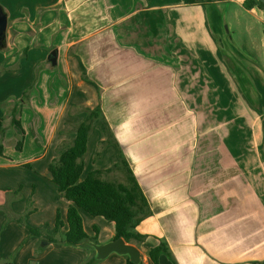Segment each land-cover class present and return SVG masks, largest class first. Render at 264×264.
Masks as SVG:
<instances>
[{"label":"crops","instance_id":"crops-1","mask_svg":"<svg viewBox=\"0 0 264 264\" xmlns=\"http://www.w3.org/2000/svg\"><path fill=\"white\" fill-rule=\"evenodd\" d=\"M244 2L0 0L8 16L0 50V264H86L97 255L94 244L114 241L113 223L80 210L92 241L63 242L70 203L49 171L71 147L84 110L97 108L104 118L94 123L82 179L117 164L116 148H101L112 133L153 213L137 228L147 240L131 244L140 264H154L157 239L177 264H264V110L248 115L239 106L242 81L257 83L254 105L264 100V11ZM234 80L241 94L227 82L218 91L219 81ZM204 113L226 128L206 149L198 143ZM236 119L242 132L259 134L253 146L242 143L239 125L232 129ZM113 174L104 179L116 182ZM58 212L64 225L56 232ZM95 264H127V256Z\"/></svg>","mask_w":264,"mask_h":264},{"label":"trees","instance_id":"trees-1","mask_svg":"<svg viewBox=\"0 0 264 264\" xmlns=\"http://www.w3.org/2000/svg\"><path fill=\"white\" fill-rule=\"evenodd\" d=\"M217 1L231 0H189V4L208 5ZM244 6L248 10L258 7L264 11V5L257 0H245ZM2 74H4V70L0 66V76ZM31 93L32 89L24 93L21 101L22 105L29 101ZM84 112L86 113L85 120L74 128L76 137L71 147L53 160L49 166L54 184L58 187L64 199L70 203L66 214V224L69 231L63 242L68 246H81L92 241L84 230L83 220L80 215L81 210L91 217H101L113 223L116 232L114 241L123 239L127 244L135 242L140 245L147 240L148 236L138 233L137 228L143 221L152 217L153 213L147 197L112 133H110L108 141L102 142L101 148L104 149L110 145L114 146L117 150V164L106 171H92L82 179L85 168L84 156L87 152L88 140L94 123L104 118L100 108L92 111L84 110ZM13 126L23 132V139L24 131L22 125L15 117ZM5 134L4 120L0 119V156H4L5 152L3 142ZM22 139L16 146L18 151L22 149ZM100 156L101 151L97 157ZM116 170H122L125 173V182H112L104 179V175ZM63 225L61 213L58 212L55 224L56 232H59ZM30 232L38 234V231L31 228ZM157 240L158 244L149 251L150 260L154 264H160L161 258L166 257L172 264H177L169 245L164 240ZM49 242H57V240L50 239ZM94 243H96L95 240ZM98 261L94 257L86 264H95ZM127 264H134L129 257H127Z\"/></svg>","mask_w":264,"mask_h":264},{"label":"rangeland","instance_id":"rangeland-1","mask_svg":"<svg viewBox=\"0 0 264 264\" xmlns=\"http://www.w3.org/2000/svg\"><path fill=\"white\" fill-rule=\"evenodd\" d=\"M2 1H3V3H5V5H6V2L11 3V4L16 2V0H2ZM0 5L2 6L1 3H0ZM3 9H4V7H3ZM216 40L218 42V45L220 46V49L221 48L223 49L221 39L216 37ZM233 77L234 76L231 73V79L232 80H233ZM226 82H227V85L229 86V87L227 86V88H230L231 91L234 90L236 93H238V91L240 92V90H241L240 86H239L240 82L237 80L219 81V84L217 85L219 87L216 86L218 88L219 92L220 91L222 92V89H220V88H222L223 84ZM255 84H257V83L254 81V83L249 87V86H246L245 81H242V101H241V104L239 106L242 105L241 110L246 112L248 115L250 114V111L255 112V110H256V111L260 112L261 110H264V100H263L262 106L254 105V101H255L254 96L256 97L255 94H257V92L255 90V89H257V85H255ZM254 91H255V93H254ZM205 92H206V89H205ZM232 94H233V92H232ZM240 94H241V92H240ZM238 97H239V95H238ZM255 102H257V101H255ZM235 108H237V106ZM251 115H252V113H251ZM241 120L242 119H239V120L236 119V122L232 123V126H231L232 129H233L234 125H237V126L239 125V127H240V125H242ZM252 120H253L252 117H247L246 120H244V121L249 124L250 121H252ZM221 122H222L221 118L218 119L216 117L215 118L206 117V115L204 113V118L202 120H200V124H199L200 130H199V134H198V143L202 145V148L206 149L210 145L212 147V144H217V143L221 142V140L223 139V136H224V130L226 131V128L219 125V124H221ZM228 127H230V126L227 125V128ZM238 134H239V132H238ZM240 134L239 135L242 137V143L245 142V144L250 143V145H252V144L254 145V142L258 141V139H259L258 133H252L251 134V133H245L244 131L242 132L241 127H240ZM239 135L236 136L237 139H238ZM232 136H234L233 132H232ZM209 151L212 152L213 151L212 148ZM206 154H207V152H206V150H204V154L202 155V157L206 156ZM109 179H112L116 182H125V173L122 170H116V171H114V174L109 177Z\"/></svg>","mask_w":264,"mask_h":264},{"label":"water","instance_id":"water-1","mask_svg":"<svg viewBox=\"0 0 264 264\" xmlns=\"http://www.w3.org/2000/svg\"><path fill=\"white\" fill-rule=\"evenodd\" d=\"M264 5V0H257ZM8 29V16L0 5V50L6 47V34ZM58 51L54 50L49 55V61L53 66L57 65ZM97 251L96 258L98 260L106 259L109 255L116 253L122 256H127L134 264L141 262V254L138 248L131 244H127L123 239L115 240L106 245L98 246L94 244Z\"/></svg>","mask_w":264,"mask_h":264}]
</instances>
